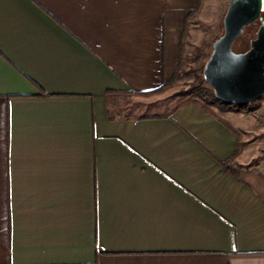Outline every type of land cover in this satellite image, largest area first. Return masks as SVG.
<instances>
[{"label":"crops","instance_id":"obj_1","mask_svg":"<svg viewBox=\"0 0 264 264\" xmlns=\"http://www.w3.org/2000/svg\"><path fill=\"white\" fill-rule=\"evenodd\" d=\"M193 11L0 0V264H264V113L146 93Z\"/></svg>","mask_w":264,"mask_h":264},{"label":"water","instance_id":"obj_2","mask_svg":"<svg viewBox=\"0 0 264 264\" xmlns=\"http://www.w3.org/2000/svg\"><path fill=\"white\" fill-rule=\"evenodd\" d=\"M223 32L213 41L202 77L226 104L247 105L264 93V18L262 0H227ZM260 20L245 50L232 49L246 25Z\"/></svg>","mask_w":264,"mask_h":264},{"label":"rangeland","instance_id":"obj_3","mask_svg":"<svg viewBox=\"0 0 264 264\" xmlns=\"http://www.w3.org/2000/svg\"><path fill=\"white\" fill-rule=\"evenodd\" d=\"M171 3L181 7H192L194 11L191 14L193 17L185 21V26L181 23L179 27V29L185 28L183 37L185 38L186 45L182 51V64L178 69V77L172 82L176 84L172 86L168 85L164 88L166 94L169 95L165 97L163 104L169 107L173 105L172 100L174 101V98H180L181 100L197 99V101L202 102L196 94L187 93L185 91L188 90L195 76L202 74L204 63L212 50V43L223 32L222 18L228 5L227 0H171ZM259 23V20H256L249 27V30L246 29L249 24L246 25L244 28L246 32L243 31V33L235 39L232 49L241 51L247 48L250 39L255 36V31ZM168 26L172 27L170 22H168ZM204 84L207 86L206 82ZM210 106L218 110L236 112L239 117L250 120L251 117H248V115L253 111L258 110L260 113H264V93L256 100L248 103L243 111H236L229 108L220 109L215 105ZM226 117L233 125L241 124L239 120L235 124L231 117ZM245 122L243 124H245Z\"/></svg>","mask_w":264,"mask_h":264},{"label":"trees","instance_id":"obj_4","mask_svg":"<svg viewBox=\"0 0 264 264\" xmlns=\"http://www.w3.org/2000/svg\"><path fill=\"white\" fill-rule=\"evenodd\" d=\"M245 32H246V30H245ZM245 32H244V35H245ZM204 83H205V81L202 77V74L197 75V76H195L194 81L189 86L188 90H186L185 92L191 93V94H196L197 97L204 104L215 105V106L219 107L220 109L229 108V109H233L236 111H243L245 109L246 105L240 106V105H236V104H226V103L219 101L215 97L213 90L208 85L206 86ZM166 86H167V83H163L159 87L154 88L152 90H149L146 93L150 94V93L160 91L162 88H164ZM229 129H230V127H229Z\"/></svg>","mask_w":264,"mask_h":264},{"label":"flooded vegetation","instance_id":"obj_5","mask_svg":"<svg viewBox=\"0 0 264 264\" xmlns=\"http://www.w3.org/2000/svg\"><path fill=\"white\" fill-rule=\"evenodd\" d=\"M262 14H263V18H264V11H263V13H262ZM257 20H258V19H257ZM255 21H256V20H255ZM255 21H254V22H255ZM254 22H252L251 24H249V25L247 26V28H246V29H248V30H249V27H250V26H251V25H252ZM259 22H260V20H259ZM246 29H245V30H246ZM245 30H243V31H245ZM255 32H256V31H255ZM242 33H243V32H242ZM248 46H249V45H248ZM247 48H248V47H247ZM244 50H245V49H244Z\"/></svg>","mask_w":264,"mask_h":264},{"label":"built area","instance_id":"obj_6","mask_svg":"<svg viewBox=\"0 0 264 264\" xmlns=\"http://www.w3.org/2000/svg\"><path fill=\"white\" fill-rule=\"evenodd\" d=\"M263 1V6H264V0H262Z\"/></svg>","mask_w":264,"mask_h":264}]
</instances>
